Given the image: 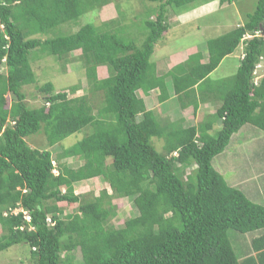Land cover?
Returning <instances> with one entry per match:
<instances>
[{
  "label": "trees",
  "instance_id": "16d2710c",
  "mask_svg": "<svg viewBox=\"0 0 264 264\" xmlns=\"http://www.w3.org/2000/svg\"><path fill=\"white\" fill-rule=\"evenodd\" d=\"M146 1L158 6L155 19L144 21L141 40L122 27L92 23L62 31L111 0H0V253L25 245L29 264H76L77 253L78 264H264V206L212 165L244 126L264 131V76L255 83L264 62V0L243 24L207 41L206 62L201 50L164 75L151 58L170 28L169 9L185 10L199 0ZM240 45L236 74L217 86L209 83ZM34 51L62 64L79 51L90 92L103 97L101 107L94 112L87 95L76 96L77 85L57 92L50 82L37 87L42 105L28 106L24 87L37 84ZM99 68L108 75L99 78ZM169 79L183 109L191 106L196 114L201 104L220 107L199 125L162 119L138 91L150 96L157 90L165 102ZM218 121L221 128L212 135ZM87 128L91 133L57 159L27 142L43 134L54 148ZM153 138L164 141L163 152ZM70 158L83 164L63 163ZM95 178L107 181L112 193L89 199L75 192V184ZM115 197L132 199L138 211L122 227L112 224ZM61 203L79 209L62 217ZM230 230L261 231L250 243L252 254L237 258Z\"/></svg>",
  "mask_w": 264,
  "mask_h": 264
},
{
  "label": "rangeland",
  "instance_id": "374dc122",
  "mask_svg": "<svg viewBox=\"0 0 264 264\" xmlns=\"http://www.w3.org/2000/svg\"><path fill=\"white\" fill-rule=\"evenodd\" d=\"M207 1L199 0L189 5L185 10L169 9L168 23L170 28L159 40L151 58V61L156 64L158 74H166L172 65L179 62L181 58L174 60L173 57L182 56L181 52H183V58L188 52H195L197 48L207 52V41L226 34L243 24L247 16L255 10L258 0H234L230 4L226 2L227 8L225 9L222 7L219 9L218 6H215L216 3L221 4L219 0L214 1L213 4ZM157 6V3L146 0H111L110 4L105 5L100 10L83 15L77 25L64 26L62 31L73 33L78 31L81 26L92 23L99 28H107L108 25V28L111 29L122 27L126 29V36L141 39L145 35L144 21L149 17L155 19ZM243 52V45H240L232 55L226 57L219 67L209 75V83L217 86L223 79L234 76L240 65ZM79 55V51L73 53V58L67 64H62L54 56L41 51H34L31 54V65L36 74L37 84L24 87L28 106L34 108L42 105L43 96L40 95L37 87L50 82L57 92L77 85L79 91L76 96L87 95L94 112H96L102 105L103 97L101 94L90 92L85 69L79 61ZM105 69H98L99 78L108 75L107 69ZM256 73L260 82L264 76V67L262 65L258 67ZM168 84L171 87L170 98L165 102H159L156 98L159 91L151 92V98H146L148 96L142 91H138L140 98H146V106L148 104L147 107L153 109L156 115L164 120L175 119L177 114L182 116L184 114L183 108L174 94L170 79ZM8 99L11 101L10 95H8ZM203 107L204 109L202 108L194 114V110L190 106L187 112L188 119L185 120L186 118H184L180 122L181 126L199 125L208 121V116L214 114L220 104H209ZM220 128L221 122L218 121L211 134L215 135ZM89 133H91V128L84 129L66 138L54 148H49L43 134L31 136L27 142L34 148L50 149L54 159H57L63 152V148L75 145ZM152 141L157 150L163 152L164 141L156 138H153ZM80 161L75 158L63 159V163L72 168H77L83 164V161ZM212 165L230 186L244 192L252 202L264 206V131L250 124L244 126L232 136L225 150L214 157ZM194 169L195 166L187 168L185 177L191 174ZM104 190H107L109 194L112 193L109 183L101 178L75 184V192L79 195H85L89 199L98 197ZM112 201L116 209V216L112 220L115 227H122L128 219L138 215L132 199L115 197ZM60 206L63 210L62 217L77 213L79 209L76 204L61 203ZM260 232L247 234H240L232 230L228 232L237 258L240 260L245 258L248 249L251 247L252 239L259 236ZM76 259V264L81 262L80 253L76 254ZM30 260V250L25 245L16 246L0 253V264H29Z\"/></svg>",
  "mask_w": 264,
  "mask_h": 264
},
{
  "label": "crops",
  "instance_id": "0c3cea01",
  "mask_svg": "<svg viewBox=\"0 0 264 264\" xmlns=\"http://www.w3.org/2000/svg\"><path fill=\"white\" fill-rule=\"evenodd\" d=\"M232 2H234V0H231V2H229V4L230 3H232ZM211 4H213V2H211ZM227 3H224V4H215V6H218L219 7V9L222 7V8H227V5H226ZM225 5V6H224ZM209 6H210V4H209ZM198 51H201V50H199L198 48L196 49V51L195 52H188L187 54H186V56H185V58H183V52H181V55L182 56H177V58L176 57H173V59L174 60H176V59H178V58H181L180 59V61L179 62H177V63H175L174 65H172L171 66V68H169V71L174 67V66H176V65H178V64H180V63H182V62H184L191 54H194V53H196V52H198ZM204 52V54H205V59H204V62H206L207 61V52L206 51H203ZM186 53V52H185ZM184 53V54H185ZM262 66L264 67V62H262ZM169 90V94H170V90H171V87L169 86V88H168ZM155 91H157V90H155ZM146 98H151L150 96H148V97H146ZM146 98H145V100H146ZM156 98H158V97H156ZM152 99H153V97H152ZM146 102H147V100H146ZM205 105H209L208 103H205V104H201L200 105V107H199V109H198V111L196 112V113H198L202 108L204 109V107L203 106H205ZM147 106H148V104H147ZM149 108V107H148ZM193 108V107H192ZM150 109V108H149ZM189 109H190V107H188V108H186V109H183V111H184V114H183V116L182 115H176L177 117L175 118V119H170L172 122H174V121H178V119L180 118L181 120H184V118H186L185 120H187L188 118H187V112L189 111ZM173 111V110H172ZM194 112V111H193ZM195 114V113H194ZM170 115H171V113H170ZM169 115V116H170ZM172 115H174V114H172ZM171 117V116H170ZM173 117V116H172ZM183 117V118H182ZM179 119V120H180ZM247 253H249V252H247ZM249 254H252L251 252L249 253ZM249 254H246V256L247 255H249Z\"/></svg>",
  "mask_w": 264,
  "mask_h": 264
},
{
  "label": "built area",
  "instance_id": "2783aa9c",
  "mask_svg": "<svg viewBox=\"0 0 264 264\" xmlns=\"http://www.w3.org/2000/svg\"><path fill=\"white\" fill-rule=\"evenodd\" d=\"M258 81H259V77H257L256 79H255V83L256 84H258ZM55 173H57V172H55ZM65 191V190H64ZM19 212V210H15L14 211V214H17ZM25 213V219L29 222L30 221V217H29V215H27V213L26 212H24ZM48 222L49 223H52V220L49 218L48 219ZM53 225V224H52Z\"/></svg>",
  "mask_w": 264,
  "mask_h": 264
},
{
  "label": "clouds",
  "instance_id": "9594fccd",
  "mask_svg": "<svg viewBox=\"0 0 264 264\" xmlns=\"http://www.w3.org/2000/svg\"><path fill=\"white\" fill-rule=\"evenodd\" d=\"M65 190V189H64Z\"/></svg>",
  "mask_w": 264,
  "mask_h": 264
}]
</instances>
